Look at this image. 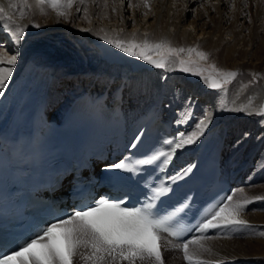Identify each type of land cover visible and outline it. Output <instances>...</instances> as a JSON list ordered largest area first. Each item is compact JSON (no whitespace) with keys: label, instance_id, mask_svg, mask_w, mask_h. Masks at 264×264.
<instances>
[{"label":"bare ground","instance_id":"1","mask_svg":"<svg viewBox=\"0 0 264 264\" xmlns=\"http://www.w3.org/2000/svg\"><path fill=\"white\" fill-rule=\"evenodd\" d=\"M221 1L211 0L210 3L208 2L209 7L216 13ZM10 2L17 7L9 10ZM147 2L148 8L143 6L142 0L102 1L101 5L96 6L90 2L85 8L87 19H85V9H82L70 11V17L72 15L75 17L69 20V15L67 19L57 17L55 12L48 8H45L47 15H41L36 0H23V3L22 0H0V6L12 16L13 27L19 25L25 29L24 36L17 45L5 30V21L0 19V34L4 35L0 40V57L4 59L11 55L17 57L12 76L3 90L4 94L0 95V106L11 96L21 74L30 65L41 72L48 70L54 77L44 102L45 113L49 114L52 120H59L75 97L83 93L96 94L108 86L115 90L117 85L124 84L125 100L128 103L126 111L130 113L136 110L153 111L170 122L179 133L190 134L195 130L197 119L202 113L212 109L213 118L203 134L194 143L178 149V155L182 160L192 157L205 133L222 123L227 132L222 153V163L225 165L228 162L224 158L225 148L230 145L235 146L240 141L241 132L245 127L247 128L245 132L255 135L256 129L263 124L264 117H255L259 115L264 100V90H253L251 86L252 90H241L242 92L236 96L232 90V93L216 100L212 92L219 89L210 90L204 79L201 81L190 77L185 72L179 71L178 65H172L168 70L155 68L151 71L145 67L135 72L134 67L127 62L109 64L95 43L101 41V35L118 37L122 41H127L135 35V40L138 42L147 36L150 42L155 43L154 39L166 40L175 48L187 49L197 46L206 52L222 48L224 63L250 68L264 76V35L261 36L262 32L261 34L250 32L248 36H244L241 28L235 23L233 25L236 27L235 30L228 32V26L227 28L223 26L228 22L220 23L213 16L206 18L191 5L183 8V5L176 3V0H147ZM21 11L24 13L23 19L20 18ZM33 24H38L39 27H33ZM81 29H91V31H81ZM55 32L64 34L65 39L68 40L77 37V40H73L77 47L76 52L81 53L83 50L81 45H83L82 48L85 49L83 56L77 58L64 49L67 45L66 41L70 42L68 40L64 42L50 40V33ZM60 44L63 45L62 48L59 47ZM94 55L97 57L95 58ZM189 98L195 101L192 108L195 115L186 123L177 124V120L181 118L187 107ZM221 106L228 110H220ZM255 120L256 129L250 128ZM256 156L252 153L245 162H241L240 157H235L227 170L230 174L244 176L255 167L251 158ZM254 197L250 196L253 198L252 201L249 200L250 202L242 201L245 206L239 219L246 221V226L235 229L216 228L201 240L203 246L208 249L199 254L202 264H264V235H262L264 194L260 196L261 200L258 199L260 201H255ZM248 206L251 208L250 211H247ZM199 237L201 236L195 238ZM165 239L169 238L165 237ZM159 250L162 264H188L183 258V252L169 247L168 244L161 242ZM121 263L127 261H120L119 264ZM74 264H83V262L77 258Z\"/></svg>","mask_w":264,"mask_h":264},{"label":"snow or ice","instance_id":"2","mask_svg":"<svg viewBox=\"0 0 264 264\" xmlns=\"http://www.w3.org/2000/svg\"><path fill=\"white\" fill-rule=\"evenodd\" d=\"M142 2L143 6L148 8L147 0ZM72 5L73 0H36L41 15H47L45 8H48L55 12L57 17L65 19ZM16 7L17 5L11 2L8 4L9 10ZM20 18H24L23 11L20 12ZM0 19L5 21V30L9 32L12 41L19 45L24 36V27L19 25L13 27L12 16L3 6H0ZM85 19H87V9H85ZM32 26L39 27L38 24ZM81 31H91V29H81ZM100 31L102 32L103 29ZM100 39L128 57L144 61L156 69L168 70L170 66L178 65V70L181 72L202 76L210 89H221V81L223 84H228L238 75L236 72L220 71L215 66H209L208 70L201 69L192 56L194 54L198 60H207L205 53L197 51L196 48H175L166 40L153 43L146 36L145 39L137 42L135 35L127 41L107 35H101ZM181 54H186L187 58ZM16 60V55H11L7 59L0 57V95L4 94L3 90L12 76ZM205 71H209L208 76H203ZM194 103L195 101L189 98L187 107L181 118L177 120V124L186 123L195 115L192 111ZM220 110L228 109L221 106ZM259 114L264 117V106L261 107ZM213 115L212 109L205 110L197 119L194 131L190 134L181 132L173 140L165 141L169 145L168 151L157 150L144 158L137 159L125 157L110 167L132 175L140 174L144 170L142 166L146 165H155L163 170L172 162L176 150L194 143L203 134ZM139 140L140 137L137 136L136 141ZM131 147L136 148L137 144L133 143ZM190 171L191 168L185 169L182 173L167 177V180L175 184ZM115 179L119 182L127 177L117 176ZM145 188L147 191L143 193V200L138 206L128 203L130 197L125 199L103 196L94 204L78 207L70 214L57 217L53 222L38 228L29 239L19 243L15 249L11 251L0 249V264H13V261L17 264H74L77 258L83 264H119L120 261H127V264H137V262L162 264L159 250L161 242L182 251L183 258L188 264H202L199 254L208 251L201 243L205 237L181 240L186 232L195 231L203 234L210 229L246 226V221L239 219L245 205L233 202L234 192L206 210L195 225L188 227L178 218L179 214L188 207L187 204H182L170 212L161 211L163 206L161 198L173 191L166 180L146 183Z\"/></svg>","mask_w":264,"mask_h":264},{"label":"rangeland","instance_id":"3","mask_svg":"<svg viewBox=\"0 0 264 264\" xmlns=\"http://www.w3.org/2000/svg\"><path fill=\"white\" fill-rule=\"evenodd\" d=\"M102 1H110V0H73V5L70 9H68V13L72 10L85 9L90 2H92L95 6L101 5ZM132 1H136V0H132ZM210 1L211 0H176V3L178 2L181 3L183 5V8L186 5H191L192 8L194 7L196 10H199L203 14V16L206 18L213 16L220 23H223L224 21L228 22L227 25L226 24L223 25L226 28L228 26L227 28L228 32H231V30H235L236 27L233 26L235 23L236 25L239 26V28H241V33L244 36H248L250 32H257L258 34H261L262 32L261 36L264 35L263 33L264 31V21H263L264 20V0H222L220 2V6L217 8L216 13L212 10L211 7H209ZM70 15L71 14H69V17ZM74 17L75 16L72 15V17H70L69 20H73ZM3 36L4 35L0 34V40L3 39ZM49 38L50 40H53L56 42L62 41V40H63L62 42H64L65 40H68V39H65L64 34H60L58 32H55L53 34L50 33ZM73 40H77V37L74 38ZM73 40H68L70 42L66 41L67 45L69 46L66 45L64 49L73 53L75 56H77V58H79V56H83L82 54L85 53V49L82 48L83 45H81V49H83L82 52L81 53L79 51H78L79 53L76 52L77 47L74 45L75 42ZM154 41L158 42L156 39H154ZM95 44L102 51V54H104L105 59L108 61L109 64L115 65V64H120L122 62H127L130 65H132V67H134L135 72L141 69H144L145 67H147L151 71L155 69L154 67L148 65L144 61L138 60L133 57H128L125 53H122L118 49L114 48L112 45H109L105 40H101L100 42H96ZM52 47H55V46L52 45ZM59 47L62 48L63 45L60 44ZM193 48H196L197 51L205 53L207 56V60H198V58L195 57L194 54L192 56V59L197 61L201 69L208 70L209 66H215L216 69L223 71V72L238 73V75L234 79H232L231 82L228 84H223V82L221 81L222 88L212 92L216 100L217 98L219 99L220 97H224L228 93L229 94L232 93V90L235 96L239 95V93H241L242 91L252 90V87H253V90H256V89L264 90L263 74H260L259 72L255 73V71L250 70V68L239 67V66L230 64L229 62L224 63L222 61L223 59L222 57L223 54L221 52L222 48L216 49V51L212 50L211 52L200 50L197 46H194ZM181 55L184 58H187L186 54H181ZM94 57L96 58L97 55H94ZM245 71H247L248 73ZM250 71H252V73ZM186 74L198 80H201V81L203 80L202 76L193 75L191 72L186 73ZM208 75H209V71H205L203 73V76H208ZM260 117L262 116L259 114L255 118H260ZM256 122H257L256 120L253 121L252 126H250V128L256 129L255 127L257 125ZM245 130H247L246 127L241 132L240 141L235 146L230 145L229 147H226L225 154H224V158L226 157L227 159H230V160H227L228 161L227 164L229 167H230V163L235 157H240L241 162L243 161L245 162L246 160H248V157L252 153H255V156L257 155L256 158L254 157L251 158L252 163L255 167L250 169V171L244 175L245 176L243 180L244 182H242V184L237 186L234 190L235 195L233 197V202H241V203L242 201H247V200L249 201L253 199V198H250V196L252 197L255 196L256 197V198L254 197L255 201H260L261 199L258 200L257 197H260L261 195L264 194V122L259 128L256 129L255 135L254 134L249 135L247 132H245ZM229 167L227 169H229ZM241 189L243 191H240ZM250 209L251 208L248 206L247 211H250ZM238 227L239 226H236V227L232 226L230 227V229H235ZM121 264H127V263H121ZM248 264H252V263H248ZM253 264H256V263H253ZM257 264H261V263H257Z\"/></svg>","mask_w":264,"mask_h":264},{"label":"water","instance_id":"4","mask_svg":"<svg viewBox=\"0 0 264 264\" xmlns=\"http://www.w3.org/2000/svg\"><path fill=\"white\" fill-rule=\"evenodd\" d=\"M214 78V76H213ZM210 89V88H209ZM210 90H215V89H210ZM264 106V100L262 101L261 107Z\"/></svg>","mask_w":264,"mask_h":264}]
</instances>
